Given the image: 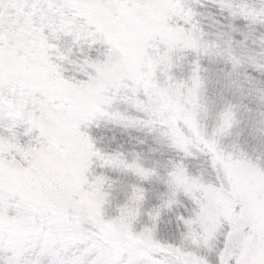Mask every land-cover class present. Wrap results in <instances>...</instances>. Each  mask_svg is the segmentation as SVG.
Returning a JSON list of instances; mask_svg holds the SVG:
<instances>
[{
    "label": "snow or ice",
    "instance_id": "1",
    "mask_svg": "<svg viewBox=\"0 0 264 264\" xmlns=\"http://www.w3.org/2000/svg\"><path fill=\"white\" fill-rule=\"evenodd\" d=\"M0 264H264V0H0Z\"/></svg>",
    "mask_w": 264,
    "mask_h": 264
}]
</instances>
